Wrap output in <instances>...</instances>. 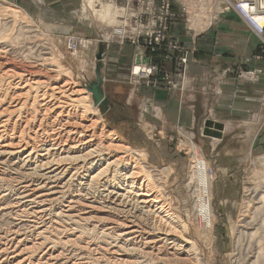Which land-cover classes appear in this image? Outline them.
<instances>
[{
  "label": "bare ground",
  "instance_id": "1",
  "mask_svg": "<svg viewBox=\"0 0 264 264\" xmlns=\"http://www.w3.org/2000/svg\"><path fill=\"white\" fill-rule=\"evenodd\" d=\"M183 1L198 8L189 13L195 27L207 25L212 1ZM18 13L3 9L0 21L12 31L20 22ZM27 30L19 36L31 39ZM9 37L0 34V264H198L195 238L164 186L166 172L158 174L163 185L155 184L154 169H144L140 154L102 124L84 88L60 72L51 57L41 58L55 66L48 69L11 57L3 45ZM78 47L80 43L69 45L68 50ZM86 47L90 49L88 43ZM137 51L141 82L158 51L141 45ZM188 73L179 86L187 87ZM206 123L204 134L215 137L205 133ZM195 158L186 184L195 199L190 218L194 229L210 238L215 211L209 163L200 153ZM262 180L257 197L247 199L244 227L237 229L250 238L243 243L245 256L240 252L248 264H264Z\"/></svg>",
  "mask_w": 264,
  "mask_h": 264
},
{
  "label": "rangeland",
  "instance_id": "2",
  "mask_svg": "<svg viewBox=\"0 0 264 264\" xmlns=\"http://www.w3.org/2000/svg\"><path fill=\"white\" fill-rule=\"evenodd\" d=\"M209 1L213 4L216 0ZM38 3L42 5V15L34 14L39 10L34 3L30 2L28 7H24L20 0H0V15L3 9L11 8L19 10L18 15L21 18L12 31L11 27L9 29L5 25V20L0 21V34L11 37L6 44H3L10 49V56L25 64H39L44 69L55 66L46 65L41 58L54 59L53 62L59 67L60 72L68 75L90 95L91 102L87 101V103L90 102L91 108L94 107L93 111L99 113L102 124L124 138V143L130 146L134 154H140L144 169L149 171L154 169L153 174L157 175L154 179L151 178L152 181L161 185L162 179L158 178V174L161 170L166 172L169 180L164 186L173 195L174 204L183 212L186 227L195 238L201 257L198 264H236L232 261L237 258L241 260V257L245 256L244 252L247 251L246 244H248L246 242L250 240L248 235L243 233L245 230H237L245 224V221L242 222V213L246 209L247 199L253 200L257 197V186L264 179V123L257 125L258 129L254 137L244 140L241 138L232 140V137L225 141L214 140L203 133L205 122L203 123L202 120L194 132H191V121L185 125L186 127L182 122H176L174 130L169 132L171 127L165 128L168 135L161 137L157 129L161 123L158 118L153 117L157 110L156 104L153 105L154 101L145 99L143 95V90L156 91L166 88L182 97L186 88L179 86L184 84L182 77H179V74L183 75V67L179 64L181 58L187 54L186 72H189L194 54L193 47L187 43H200L202 36L213 29L225 14H221L216 23L212 22V26L209 24L210 17L207 25L197 29L195 20H192L188 13L198 11V8L190 9L183 0L171 1L170 10L176 13L173 17L163 16L158 10L154 12L156 14L150 15L146 12L150 3L148 0H144V3L140 0H41L40 2L38 0ZM208 5L211 6V2ZM221 5H224V1L218 9ZM162 6L163 3L158 1L157 7L161 9ZM202 17L203 21H206L205 12ZM164 20L168 23L169 33L159 46H155L156 49L158 48V53L153 55L152 62L157 66L158 72L134 86L132 75L138 44L133 43L144 45L149 43L151 31ZM153 22L155 25L152 24ZM21 26L24 27L22 31L24 30L25 34L29 29L27 31L32 35L31 39L19 36V33H23L20 30ZM247 27L257 35L248 25ZM257 37L260 44L256 55L261 57L264 56V48H261L264 36L257 35ZM67 43H80V47L76 52L69 51ZM86 43L90 49L85 48ZM95 43H98L96 48ZM173 44H177V49H170ZM122 48L124 53L128 51L131 54L129 62L124 61L126 63L124 68L129 69L130 85L106 84L103 78V62L110 51L118 52ZM101 49L102 57L105 58L98 59L97 55ZM40 51L45 56H39ZM148 51H151L150 47ZM42 63L44 66L41 65ZM113 64L119 65L115 60L110 62V65ZM97 65H100V74L103 78L102 89L106 105L96 104L93 93L88 90L90 84L96 82ZM242 72H252L256 76L254 82L259 78V72L255 69L249 71L240 69L236 72L239 80H244L243 77H246L242 76ZM131 88H134L135 95L132 102H127L125 97ZM181 112V107H178L177 116ZM179 117L181 118V114ZM181 127L185 128L186 132L179 133ZM199 153L206 157L209 163L208 173L212 180L211 199L215 211V224L210 238L200 235L197 229H194L190 213L195 206V199L186 190L190 171L196 160L195 155ZM5 224L4 227L7 226L6 222ZM237 240L240 241L239 244ZM240 252H243V256ZM234 254L235 259L231 256ZM244 260L239 264H245ZM245 261L246 264L249 263Z\"/></svg>",
  "mask_w": 264,
  "mask_h": 264
},
{
  "label": "crops",
  "instance_id": "3",
  "mask_svg": "<svg viewBox=\"0 0 264 264\" xmlns=\"http://www.w3.org/2000/svg\"><path fill=\"white\" fill-rule=\"evenodd\" d=\"M20 1L24 7H28L30 2L34 3L39 7L34 14L42 15V5H39L38 0ZM187 44L193 47L194 54L188 73L189 81L182 97L166 88L143 90L145 99H152L153 105L156 104L157 110L153 117L158 118L161 123V126H157L160 136H167L168 131L174 130L175 123L179 121L184 127L191 121V132H194L201 120L203 123L213 120L224 125L222 138L209 136L214 140L225 141L229 137L232 140H244L254 137L257 125L264 123V60L255 58L260 44L257 35L234 12H230L202 36L200 43ZM97 46L98 43H95V48ZM120 50V53L110 51L106 58L103 56L106 59L103 62V78L106 84L130 85L129 69L124 68V64L129 62L131 54L128 51L124 53V48ZM113 60L119 65H110ZM136 63L135 55L132 75L134 86L140 83ZM240 69L257 70L258 80H239L236 72ZM134 91V88L130 89L125 97L127 102L133 101ZM178 107H181L183 113L177 116ZM168 127L171 128L166 131ZM179 131L186 132V129L181 127Z\"/></svg>",
  "mask_w": 264,
  "mask_h": 264
},
{
  "label": "built area",
  "instance_id": "4",
  "mask_svg": "<svg viewBox=\"0 0 264 264\" xmlns=\"http://www.w3.org/2000/svg\"><path fill=\"white\" fill-rule=\"evenodd\" d=\"M144 3V0H140V2ZM149 7L146 9V12H149L150 15H154L155 11L158 10L159 14L163 16H176V13L171 12V1L172 0H148ZM158 1H161L163 3V8H158L157 3ZM174 1V0H173ZM217 1V0H216ZM216 1L213 2L212 7L210 8V11L212 14L210 15V24L216 23V21L219 20V17L221 14H226L228 12H234L236 13L258 36L263 37L264 36V0H218L219 3L216 5ZM224 1V5H221L220 9H218V6ZM142 6V4H140ZM185 11V9H184ZM199 12V11H198ZM188 13V12H185ZM189 14V13H188ZM209 17V18H210ZM191 18V17H190ZM154 21V20H153ZM189 22L191 20L189 19ZM212 23V24H213ZM152 24L155 25V22ZM211 24V26H212ZM144 27V25H143ZM152 27V26H151ZM168 23L166 20L161 21L158 27L153 28V30L150 33V40L149 43H145L146 45L142 43H133L138 44L141 46H144L146 49H151L152 52L157 51L155 46H159L161 42L164 41L166 35H168ZM264 39V38H263ZM71 47H75L77 43H67ZM264 43H261V48H264ZM176 45V46H173ZM170 46V49H177V44H173ZM262 57V56H261ZM258 56L257 58H261ZM183 67V75L179 74L183 79L186 76V70H187V54L184 55L183 58H181V63L179 64ZM151 70H149V74H145L146 77L150 78L152 75L158 72L157 66L152 63L150 65ZM181 72V71H180ZM143 73V72H142ZM244 80L253 81L256 79V76L251 73H241Z\"/></svg>",
  "mask_w": 264,
  "mask_h": 264
},
{
  "label": "water",
  "instance_id": "5",
  "mask_svg": "<svg viewBox=\"0 0 264 264\" xmlns=\"http://www.w3.org/2000/svg\"><path fill=\"white\" fill-rule=\"evenodd\" d=\"M98 59L102 58V49L97 55ZM96 82L91 83L90 86L88 87V90L93 93V98L96 102V104L100 103L102 105H106V98L104 97V91L102 89L103 85V78L100 74V65H97L96 67ZM207 129L205 131L206 134L213 135L215 137H222V129L223 125L221 123H214L213 121H208L206 123Z\"/></svg>",
  "mask_w": 264,
  "mask_h": 264
}]
</instances>
